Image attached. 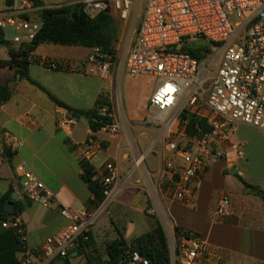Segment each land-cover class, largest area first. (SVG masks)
I'll use <instances>...</instances> for the list:
<instances>
[{
    "label": "crops",
    "instance_id": "obj_1",
    "mask_svg": "<svg viewBox=\"0 0 264 264\" xmlns=\"http://www.w3.org/2000/svg\"><path fill=\"white\" fill-rule=\"evenodd\" d=\"M23 1L0 0V19ZM43 1L51 8L87 0ZM27 2L33 9L25 17L39 22L38 9ZM12 35L11 30L6 37L4 34L6 44H0V61H8L9 49L19 46L11 41ZM90 55L91 48L40 45L32 54L28 75L45 91L21 78L14 66L0 65V86L7 84L10 92L9 100L0 107V132L19 142L11 158L0 159V199L8 197L6 202H13V210H20L24 222V238H20L14 229L4 228L0 219V264H21L23 255L35 254L48 237L63 230L69 221L61 216V207L78 212L97 207L82 176V146L89 139L105 146L97 158L99 163H95L97 159L92 163L94 170L105 161L118 165V194L95 224L91 243L82 254L78 253L80 243L75 246L65 259L67 264H88V259L93 263L106 261L109 243L120 239L129 242L151 231L156 223L162 225L169 246L177 227L194 232L217 255L213 264H264V201L247 192L236 177L264 190V134L239 125L232 141L240 144L242 155L230 152L208 168L197 187L196 203L184 205L172 197L163 177L166 154L161 141L160 151L149 154L158 138L151 140L153 130H147L144 119L157 82H142L148 76L129 77L126 73L121 82L101 80L88 74ZM45 60L57 63L58 70L44 68ZM115 72L116 66L113 75ZM117 85L124 100L119 114ZM47 93L75 110H91L100 96L107 97L120 125L119 134L94 132L84 120H74L71 127L58 125V120L69 118L68 113ZM22 162L56 194L59 203L44 207L24 196L16 173V166ZM98 178L95 173L94 180ZM13 194H17L15 200ZM222 197L231 202L229 217L216 215ZM148 209L154 214H147Z\"/></svg>",
    "mask_w": 264,
    "mask_h": 264
},
{
    "label": "built area",
    "instance_id": "obj_2",
    "mask_svg": "<svg viewBox=\"0 0 264 264\" xmlns=\"http://www.w3.org/2000/svg\"><path fill=\"white\" fill-rule=\"evenodd\" d=\"M140 2L141 16L135 40L122 62L116 56L91 48L88 74L101 80H112L113 67L132 76L153 77L157 88L148 102L150 119L146 123L162 127L164 166L172 197L187 206L196 203L197 187L205 172L230 152L242 155L240 144L232 141L239 125L264 134V0H87L85 12L94 17L110 9L123 23L131 17ZM142 4H144L142 8ZM33 7L24 0L0 19L5 37L12 31L14 44L31 42L42 22L25 17ZM211 45V54L198 60L183 50L193 40ZM42 66L58 70V64L45 60ZM111 122L101 130L119 134L120 125L113 110L101 109ZM189 113L205 120L209 129L195 126L196 134L189 136ZM73 119L58 120V125L71 127ZM145 123V124H146ZM19 142L5 131L0 132V159L6 151L14 153ZM105 146L89 139L82 146L81 163H92L104 152ZM169 154L171 157H168ZM179 160L181 163H179ZM103 200L93 210L75 211L61 207L60 214L69 224L48 237L35 254H25L21 264H51L65 260L79 243H88L99 218L108 211L118 194L116 184L119 167L105 161L96 170ZM24 196L32 203L48 207L59 203L56 194L25 162L16 166ZM85 170L82 169V176ZM153 215L154 211L147 210ZM216 215L229 217L231 202L222 197ZM24 238V222L20 216L3 221ZM176 230V229H175ZM172 264H213L216 254L194 232L175 231L170 247ZM126 264H149L131 249L126 251Z\"/></svg>",
    "mask_w": 264,
    "mask_h": 264
},
{
    "label": "trees",
    "instance_id": "obj_3",
    "mask_svg": "<svg viewBox=\"0 0 264 264\" xmlns=\"http://www.w3.org/2000/svg\"><path fill=\"white\" fill-rule=\"evenodd\" d=\"M30 1L32 5L38 9V18L42 22V27L31 42L19 44L17 48H10L8 51L9 60L5 62L0 61V65L6 63L14 66L21 78L27 79L41 90L45 91L38 84L34 83L28 75L32 54L40 45L52 44L85 48L100 47L103 52L115 56L114 50L120 37L121 24L123 22L110 9L91 17L85 12L84 3L48 8L45 6L43 0ZM0 44H6L2 29H0ZM183 50L191 54L192 57L203 60L211 54V45L208 43L198 45L191 42L186 44ZM47 94L56 105L67 111L70 119L84 120L94 132L100 131L111 122V119L101 111L103 108H106L108 111L112 110L111 102L103 95L98 98L93 109L75 110L64 105L49 93ZM9 98L10 92L8 85H1L0 107L4 105ZM183 120L188 121L186 131L189 136L196 134V125H199L204 130L209 129L205 120L193 114H184ZM6 155L8 158H11L13 154L6 151ZM81 167L85 170L83 179L95 196L93 203L98 206L103 200V194L100 184L97 180H94V169L87 163H82ZM236 177L242 182L247 192L264 201L263 189L249 184L237 174ZM7 200L8 197H2L0 199V219L2 221L9 220L14 216H19L20 212L18 209H14L10 213L6 212L4 207ZM181 230L183 229L177 227L175 231L178 234ZM90 243L91 240L85 244L80 243L81 248L78 250V253L82 254L85 247ZM130 249L146 258L149 264H172L168 240L160 223H156L151 231L129 242L120 239L109 243L106 248L108 260H97L93 263L88 259V264H126V251Z\"/></svg>",
    "mask_w": 264,
    "mask_h": 264
},
{
    "label": "rangeland",
    "instance_id": "obj_4",
    "mask_svg": "<svg viewBox=\"0 0 264 264\" xmlns=\"http://www.w3.org/2000/svg\"><path fill=\"white\" fill-rule=\"evenodd\" d=\"M144 3H145V0H144ZM143 6H144V4H142V8H143ZM140 16H141V6H140V2H138V5H136L133 8V10H132L131 17H130L129 21L127 23H122L121 24L120 37H119L118 43L116 44V47H115V50H114L115 51L114 54H115V56L117 58V64L119 62L123 61V59L126 56L127 51L129 50V48H131V46L134 43L135 33H136L137 27L139 25ZM192 43H195V44H198V45L205 44L203 41H201L199 39L193 40ZM123 74H125V72H123L121 67L119 66V68H116L115 75L112 76V81L113 82H121V76ZM129 77H134V76L129 75ZM135 78H137V77H135ZM142 82H154L155 83L157 81L153 77H146V78H144L142 80ZM116 93L118 95L119 106H120V108H118L116 111H117V114H119L120 113L119 109H122V102L124 100H122V98H121V96H122L121 95V90H119V86L118 85L116 86ZM138 99H140V96H139V98H137V100ZM148 102H149V100H148ZM147 108H148V106L146 107V118L144 119L145 123H146L147 119H150V115L148 113V109ZM144 126L147 128L148 131L153 130L152 133H151V140H152V137H153V141L156 138H158V140H159L158 141L156 139L157 141H156L155 145L153 146V148L149 152V154L154 155L155 152L160 151V141H161V146H163L162 145V127L161 126L152 125V124H149V123H146ZM135 132L137 133L136 130H135ZM99 161H100V159H97L95 161V163L97 164V163H99ZM171 246H172V243L169 246V248Z\"/></svg>",
    "mask_w": 264,
    "mask_h": 264
},
{
    "label": "water",
    "instance_id": "obj_5",
    "mask_svg": "<svg viewBox=\"0 0 264 264\" xmlns=\"http://www.w3.org/2000/svg\"><path fill=\"white\" fill-rule=\"evenodd\" d=\"M17 198V194H13L12 195V200H15ZM5 211L10 213L13 211V208H14V204L12 201H8L5 203ZM57 264H67V261L66 260H60Z\"/></svg>",
    "mask_w": 264,
    "mask_h": 264
}]
</instances>
